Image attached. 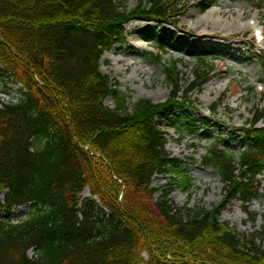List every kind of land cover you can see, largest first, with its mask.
Listing matches in <instances>:
<instances>
[{"label":"trees","instance_id":"trees-1","mask_svg":"<svg viewBox=\"0 0 264 264\" xmlns=\"http://www.w3.org/2000/svg\"><path fill=\"white\" fill-rule=\"evenodd\" d=\"M124 4L0 0V84L21 85L20 100L0 102V213L32 207L18 224L0 221V264H264L261 116L244 131L245 149L230 154L215 143L203 158L223 184L220 204L175 205L171 193L191 180L167 153L160 124L178 120L212 70L201 59L193 79L183 80L172 61L163 69L168 99L130 104L100 71L103 53L123 43L130 18L160 24L184 9L180 0ZM259 63L264 69V53ZM155 175L171 177L158 197ZM86 188L91 196L82 198ZM257 199L263 211L250 215L252 223L261 217L260 229L239 235L221 222L230 201L248 214Z\"/></svg>","mask_w":264,"mask_h":264},{"label":"rangeland","instance_id":"rangeland-1","mask_svg":"<svg viewBox=\"0 0 264 264\" xmlns=\"http://www.w3.org/2000/svg\"><path fill=\"white\" fill-rule=\"evenodd\" d=\"M206 1L210 5H205ZM139 2L125 0L124 5L129 10ZM180 3V9L187 11L173 17L171 22L157 24L130 18L125 24L124 42L115 44L103 54L100 71L109 76L112 85L116 84L129 96L130 104L140 99L158 104L164 103L171 91L163 71L168 63L178 61L177 70L182 73L183 80H192L199 61H207L212 70L210 81L192 96L191 109L177 111L178 120L171 124L163 122L160 129L166 135L167 153L182 161V171L191 180L190 188L182 182L181 188L171 193L170 200L179 207L210 209L220 204L224 194L218 175L202 165L208 148L220 143V149L230 154L245 149L241 130L247 129L255 113L262 117L258 127L264 128V69L257 57L264 46V34L263 41L257 43L252 34L255 28L249 25L256 22V28L264 32V0H180ZM258 5L263 8L258 9ZM219 10L225 15L221 19L214 17L220 21V28H200L188 20L189 14L205 18L210 12ZM159 56L161 61H155ZM20 88V84H0V102L16 103L20 100ZM105 105L113 108V99L107 98ZM212 108L214 112H210ZM183 122L191 123L194 132L180 133ZM170 179L169 175L153 177L154 197L160 195V189L169 184ZM258 181L264 194V173ZM90 195L88 189L81 194L82 198ZM2 203L0 197V205ZM31 208L25 205L1 212L0 221L18 224L27 219ZM262 211L260 201L251 203L248 214L243 212L239 202L232 201L226 205L220 220L239 235L250 234L262 226L261 217L252 223L250 214ZM32 255L33 251L29 252V256Z\"/></svg>","mask_w":264,"mask_h":264},{"label":"bare ground","instance_id":"bare-ground-1","mask_svg":"<svg viewBox=\"0 0 264 264\" xmlns=\"http://www.w3.org/2000/svg\"><path fill=\"white\" fill-rule=\"evenodd\" d=\"M205 5H210V2L206 1ZM186 11H187V9L182 11V13H185ZM229 12H231V11H229ZM215 16H217L220 19H221V17H225L223 10H219L217 12H215V11L210 12V14L205 18H200L196 15L189 14L188 20L190 23L193 22V25L200 26V28L201 27H204V28H207V27L220 28L221 27L220 21L218 19L214 18Z\"/></svg>","mask_w":264,"mask_h":264}]
</instances>
